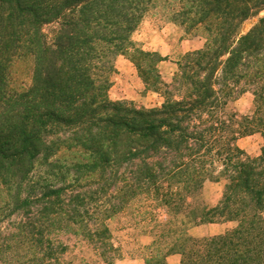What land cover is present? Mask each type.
I'll return each instance as SVG.
<instances>
[{
    "label": "trees",
    "instance_id": "1",
    "mask_svg": "<svg viewBox=\"0 0 264 264\" xmlns=\"http://www.w3.org/2000/svg\"><path fill=\"white\" fill-rule=\"evenodd\" d=\"M148 17L205 35L169 83L166 59L132 42ZM118 55L161 105L109 99ZM245 92L241 115L231 106ZM254 135L251 157L237 143ZM206 182L222 186L212 208L193 203ZM156 210L172 216L146 264H264V0H0V262L117 264L112 222Z\"/></svg>",
    "mask_w": 264,
    "mask_h": 264
},
{
    "label": "rangeland",
    "instance_id": "2",
    "mask_svg": "<svg viewBox=\"0 0 264 264\" xmlns=\"http://www.w3.org/2000/svg\"><path fill=\"white\" fill-rule=\"evenodd\" d=\"M252 23L253 22L247 24L246 28L248 29ZM132 42L135 47L137 46L145 50L168 54L173 61L177 62L187 52L202 49L206 39L202 31L187 34L170 22L159 21L152 17H148L142 21L137 31L133 34ZM128 55L133 56L134 53H128ZM118 56L114 58L115 69ZM123 57L132 63L129 57ZM31 69L32 61L26 60L16 64L13 70V75L17 87L24 88L30 84ZM159 70L163 81L169 83L172 80L174 73L177 71V68L168 66L163 70L159 68ZM111 80V88L113 85L119 84V87L124 90V93L122 92V94L126 97L122 100H111L108 93V97L111 101L133 103L137 108L146 109L158 107L163 102V99L153 91V88L147 90L144 83L143 88H141L142 82L140 81H142V79L134 64L130 65V67L127 64L124 65L123 72H119L116 69ZM148 92L150 93L149 95H147ZM118 93L120 94L119 91ZM116 97L118 96H112V99ZM122 97L123 95H121V98ZM251 98H253V96ZM241 102V105L245 107L247 105V96H244ZM252 103L253 101L245 113H241L234 103L231 107L238 114L245 115L250 112ZM237 144L241 149L254 153L255 151H260L263 145V139L260 135H254L240 139ZM251 157H254V155L252 154ZM221 195L222 186L220 184L206 182L201 192L193 199V203L212 208L219 202ZM135 209H138L137 206H135ZM151 213H153V215H128V217L123 218L120 222H112L111 228L113 235L116 239L122 241L121 246L124 259L138 258L145 260L151 257L153 250L149 248L157 233L156 225L168 221L172 216L165 213L163 210L151 211ZM146 218L147 220H145ZM234 226L235 224L233 223L213 225L203 224L194 227L191 231V235L196 238L220 235L232 229ZM163 247L164 245H161L160 249H163ZM154 248V252L155 250H158L156 247ZM0 264L2 263L0 262ZM93 264L103 263L95 260Z\"/></svg>",
    "mask_w": 264,
    "mask_h": 264
},
{
    "label": "crops",
    "instance_id": "3",
    "mask_svg": "<svg viewBox=\"0 0 264 264\" xmlns=\"http://www.w3.org/2000/svg\"><path fill=\"white\" fill-rule=\"evenodd\" d=\"M190 50V49H189ZM163 58H165L166 60L163 61L160 65L159 68L161 70L167 68L168 66H173V68H178L177 63L175 61H173L168 54L165 53H159ZM133 65L129 60L125 59L123 56H118L117 57V61H116V69L119 72H123V66L124 65ZM141 84V88H143V81ZM118 91L120 92V94L118 93ZM116 92V93H115ZM122 92L124 93V90L122 88L119 87V84L113 85V87L111 88L110 92H109V97L111 98V100H122L125 99V95L122 94ZM118 96L114 99H112V96ZM150 93L148 92L147 95H149ZM121 95H123V97L121 98ZM244 96H247V105L245 107H243V105H241V101L242 98ZM253 96L250 92H245L243 94H241L239 96V98L234 102V104L237 106V108H239V111L241 113H245L247 111V108L250 106L251 102L253 101V98L251 97ZM240 141V140H239ZM249 156H252V154L254 155V157L258 156L260 154V151L257 152L255 151L254 153H252L251 151H245ZM213 225V224H211ZM117 264H146L144 259H122L119 260L117 262ZM166 264H182V257L179 254H171L166 258Z\"/></svg>",
    "mask_w": 264,
    "mask_h": 264
}]
</instances>
